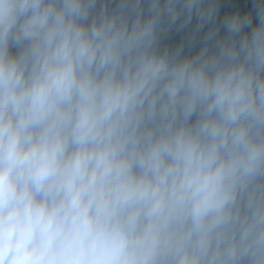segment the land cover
I'll return each instance as SVG.
<instances>
[{
	"label": "clouds",
	"instance_id": "1",
	"mask_svg": "<svg viewBox=\"0 0 264 264\" xmlns=\"http://www.w3.org/2000/svg\"><path fill=\"white\" fill-rule=\"evenodd\" d=\"M0 264H264V0H0Z\"/></svg>",
	"mask_w": 264,
	"mask_h": 264
},
{
	"label": "trees",
	"instance_id": "2",
	"mask_svg": "<svg viewBox=\"0 0 264 264\" xmlns=\"http://www.w3.org/2000/svg\"><path fill=\"white\" fill-rule=\"evenodd\" d=\"M247 6V4H245V7ZM194 54V53H193Z\"/></svg>",
	"mask_w": 264,
	"mask_h": 264
}]
</instances>
